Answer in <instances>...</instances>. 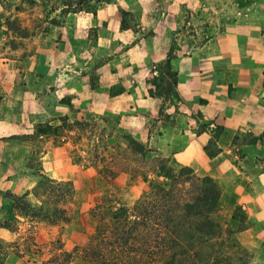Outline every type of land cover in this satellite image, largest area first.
I'll list each match as a JSON object with an SVG mask.
<instances>
[{"label":"crops","instance_id":"0c3cea01","mask_svg":"<svg viewBox=\"0 0 264 264\" xmlns=\"http://www.w3.org/2000/svg\"><path fill=\"white\" fill-rule=\"evenodd\" d=\"M154 1L171 4V10L141 14L144 20L153 15L155 22L141 27L152 33L131 32L133 43L114 56L105 52L96 65L90 56L81 61L86 52L82 32L87 34L82 26L94 27L105 45L123 47L129 34L120 27L118 14L114 21L100 10L69 13L39 34V42L23 58L22 78L15 59L0 62V222L15 213L6 192L26 193L29 201L39 203L32 189L43 176L64 179L60 145L40 152L42 170L27 165L33 149L24 136L36 124L115 116L121 133L168 158L174 169L187 166L213 178L221 190L217 211L228 214L224 225L242 224L235 238L251 253L252 264H264V0H255L233 23L201 31L206 38L186 53L175 49L177 97L164 104L150 97L146 80L153 64L166 58L175 28L193 0ZM216 129L209 155L205 146ZM15 216L21 220L17 230L0 225V244L8 249L0 264H36L18 249L26 222Z\"/></svg>","mask_w":264,"mask_h":264},{"label":"trees","instance_id":"16d2710c","mask_svg":"<svg viewBox=\"0 0 264 264\" xmlns=\"http://www.w3.org/2000/svg\"><path fill=\"white\" fill-rule=\"evenodd\" d=\"M32 2L38 7H45L47 16L55 13L49 18L52 26L63 22L69 13H95L101 4L110 0ZM121 12L126 13L124 10ZM8 24L9 30L21 37L33 35L27 26L17 24V18L8 20ZM36 28L47 32L50 27L45 30L41 24H37ZM121 28H124L122 22ZM174 51L171 45L166 58L153 64L146 80L150 97L160 99L163 104L177 97L178 72L172 65ZM159 113H162V106ZM60 120L69 121L67 117ZM89 120H74L71 124L93 127L95 122L89 123ZM37 125L34 128L39 133L62 128V124ZM102 130H105V126ZM218 133L219 129H216L213 139L205 146L209 155L214 153L210 145ZM121 138L127 142L125 147L121 148L118 142L114 145L106 143L104 154L92 155L107 179H113L124 170L133 169L132 173L136 175L145 165H153L151 169L155 170L153 173L157 179L148 180L146 175L141 174L143 180L148 181V187L130 206L117 204L112 196L106 194L101 202L90 208L95 225L86 243L71 251L59 247L61 252L54 259L55 264H72L77 256L89 264H235L238 259L250 255L215 216L221 190L213 178L197 174L187 166L176 170L169 164L168 158L157 154L146 144L128 134H122ZM115 148L118 150L113 153ZM32 193L40 204L30 202L26 193L15 195L6 192L5 197L11 200L13 209L21 216L39 217L49 225L69 222L74 196L70 181L43 176ZM17 222L18 219L12 214L0 225L15 231L18 229ZM242 228L240 224L239 229ZM237 253H240L239 257Z\"/></svg>","mask_w":264,"mask_h":264},{"label":"rangeland","instance_id":"374dc122","mask_svg":"<svg viewBox=\"0 0 264 264\" xmlns=\"http://www.w3.org/2000/svg\"><path fill=\"white\" fill-rule=\"evenodd\" d=\"M36 3L40 2L36 1ZM251 3H255V0H193V3L184 9L187 12L184 13L186 18L180 20L176 26L175 36L173 35L175 40L173 39L171 45L176 49V53H186L194 43L206 38V35L201 34V31H206L211 25L222 26L225 23H233L240 18L241 12L246 14L250 10ZM45 10H47L45 7H38L32 0H0V62L15 59V69L17 75L21 78L23 77V58L34 46V42H39V34L43 30L36 28L37 24H41V27L45 30L51 28L49 18H52L55 13L47 16L48 14L44 13ZM97 10L106 12L111 18L118 14L120 27L122 22L124 27L122 29L128 30L129 39L123 47H120L117 43L111 46L105 45L107 41H104V38L98 34L94 27L82 26L87 30V34L82 32L84 35L82 36V44L86 52L81 57V61H88L90 56L92 65L102 62L107 56L104 55L105 52L110 56H114L121 48L133 43L135 39L130 38L131 32L140 31V36L150 35L152 32L149 27H145L143 30L141 27L144 22L152 24L155 19L151 15V18L144 20L141 18V14L143 12L152 14L159 10L168 11L171 10V4L157 3L154 0H110L108 3L101 4ZM121 10L126 13L122 14ZM217 15L218 17H216ZM14 18H17V24L27 26L29 33L36 35V37H21L15 31L9 30L8 20ZM102 21L103 25H107L105 19ZM161 21H166V19ZM109 30L115 31V25ZM116 40L119 41V39H114V41ZM90 119L89 123L95 122L93 127L73 126L72 121H64L60 122L62 128L58 131L50 130L39 133L34 128L33 133L24 136L31 142L33 149L27 165L34 168L35 171L43 169L40 152L44 150L45 146L49 148L50 145L54 144L62 147L59 156L63 158L64 179L58 180L70 181L74 188V196L70 206L71 219L67 223L49 225L39 217L21 216L16 211L15 214L11 211L10 215L13 213V215L21 216L26 222L25 231L21 234L23 240L19 241L18 249H23L27 258L36 264H55L54 259L61 252L59 247L65 250L63 246L66 244H71L69 250L66 251H71L75 247H82L81 243L87 241L88 235L95 225V221L89 213L90 208L101 202L106 194L112 196L117 204L130 206L148 187V181L143 180L141 174L146 175L148 180L157 179L153 173L155 170L151 169L153 165L143 166V169H139L136 175H133V169L130 171L124 170L119 172L113 179H107L106 173L101 171V165L99 166L92 159V155L104 154L106 151H103V147L106 143L114 145L118 142L122 148L126 146L127 142L121 138L123 133L117 129V117L98 116ZM102 126H105V130H102ZM107 150L111 149L107 148ZM116 150L118 149L115 148V151L112 152L116 153ZM108 158L109 156L106 159ZM104 164L102 163V165ZM52 167L55 168V162L52 163ZM34 204H40V201ZM215 216L225 226L228 214L223 211H216ZM16 218L19 220L17 216ZM19 221L21 222V220ZM17 226L19 227V222H17ZM239 226L235 228L225 227L232 232V235L229 234L233 237L235 231L239 230ZM7 250L4 245L0 244V261ZM239 256L240 253H237V257ZM251 259L250 253V255L238 259L235 264H252ZM48 260L50 262H46ZM72 264L89 263L82 261L77 256Z\"/></svg>","mask_w":264,"mask_h":264}]
</instances>
